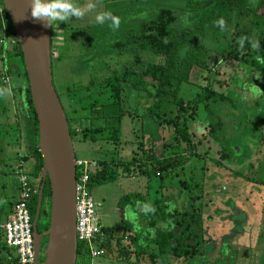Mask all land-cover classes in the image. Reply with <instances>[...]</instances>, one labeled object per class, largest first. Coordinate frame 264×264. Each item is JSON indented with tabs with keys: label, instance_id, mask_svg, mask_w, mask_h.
Listing matches in <instances>:
<instances>
[{
	"label": "trees",
	"instance_id": "obj_1",
	"mask_svg": "<svg viewBox=\"0 0 264 264\" xmlns=\"http://www.w3.org/2000/svg\"><path fill=\"white\" fill-rule=\"evenodd\" d=\"M0 4L3 7L1 0ZM150 7L153 11L152 16L142 23L138 33H132L125 42L116 44L123 50L122 53L133 49L136 53L134 59L120 74L111 72L109 75L100 76L98 73L100 79H93L92 76V79L90 78L76 91L70 87L65 89L61 87L58 93L54 79L53 86L63 107L72 143L76 138L81 137V142L86 139L91 142L101 140L113 148L114 156L94 160L97 166L90 175L91 189L115 182L121 175L129 176L135 170L140 176L159 181L160 199L155 198L151 204L148 201L143 205V216L146 218L148 228V234L144 237L145 244L151 242L152 246L148 248L140 243L141 232H136L128 239L124 235L129 227L126 223H121L118 227H102L105 239L101 245L104 249V255L101 257L119 258L125 255L128 258L132 248L138 259L146 254L151 264L158 263V260L167 262L168 259L188 262L203 256L205 242L202 223L204 190L200 182L202 176L199 178L193 173L190 180L185 179V164L188 159L184 157L185 152L180 150L182 145L184 151H191L193 148L187 132V118H193L200 105H203L208 113L213 114L214 108L232 99L203 86H197L199 92L188 100L180 98L179 92L183 85L191 84L190 74L194 68L209 69L206 57L211 51L219 54L223 60L234 61L248 68L249 83H252L253 79H260L264 85V0L254 2L183 0L181 12L165 6L158 9L154 4ZM221 18L226 22V27L223 29L214 24V21ZM61 24L59 20L50 23L52 77L53 68L57 72L58 68L59 70L61 68L59 64L62 63L59 52L64 40ZM56 32L59 33L58 38ZM7 36L13 39L14 44L7 42ZM242 37L246 39L241 48L238 41ZM254 42H259L258 48L253 47ZM55 49H60L56 58L53 57ZM141 51L144 54L147 52L152 56L160 57L162 63L153 67L148 73L135 71L134 66L139 62L138 55ZM102 67L98 68L99 72L103 71ZM145 77L150 78L153 84L151 85L155 88L154 93L147 91V84L143 81ZM6 80L11 94L10 102L16 110L12 121L10 113L12 110L6 100V94L0 96V142L3 143L5 140L8 151L4 155V148L0 146V165L1 167L5 165V170L12 174L16 173L15 165L21 168L28 167L27 174L39 178L43 165L38 151L36 114L31 101L22 52L9 16L3 7V14L0 15V89H3ZM125 89L129 91L131 97L133 91L139 97H144L145 108L142 107L143 104L138 107L142 111L139 116L141 119L144 118L143 121L148 118L151 130L154 131L156 125L161 127L160 124L164 123L169 128H173V141L176 144L174 153L169 154L165 145V155L162 158L157 157L150 149L147 153L143 151L142 157H132L130 161L115 157L121 144L122 119L127 115L123 110ZM62 96L66 108L62 104ZM166 110L173 114L171 118L167 116ZM210 125L214 137L224 126L220 120ZM144 127L146 128V125ZM23 148L25 152H21ZM9 160L12 162L7 164ZM215 164L221 166L218 161H215ZM37 197L35 196L29 204L32 221ZM44 204L50 209V191L47 182L41 209ZM118 205L119 207L134 206L136 203L131 202L126 195L119 199ZM43 214L46 215L47 222L41 225L40 230L37 228L38 233H45L49 225V213L43 211ZM2 216L3 211L0 210V222ZM1 235L0 232V252L10 254L11 250L5 246ZM125 238L129 240L128 246L122 245ZM2 263L15 264V260L13 258L2 260L0 264ZM39 263L42 264L40 258ZM90 263L87 247L78 243L76 264Z\"/></svg>",
	"mask_w": 264,
	"mask_h": 264
},
{
	"label": "rangeland",
	"instance_id": "obj_2",
	"mask_svg": "<svg viewBox=\"0 0 264 264\" xmlns=\"http://www.w3.org/2000/svg\"><path fill=\"white\" fill-rule=\"evenodd\" d=\"M71 1L76 3L73 5L81 8L93 3L95 8L90 12H86L81 19L72 17L61 24V34L64 38L62 49H55L53 55L56 58L57 52L60 50L62 63L59 66L61 68L60 70L58 68L57 72L53 68V79L58 93H60L61 87L64 89L70 87L76 91L85 85L92 76L93 79L98 80L102 76L101 74L109 75L111 72L120 74L129 62L134 59L136 53L134 49L122 53L123 50L119 49L116 44L125 42L132 33H138L142 23L152 16L153 11L150 10L152 9L150 6L154 4L158 9L165 6L179 12L183 8V0ZM249 1L254 2L255 0ZM102 12H111L113 16L118 17L120 21L119 27L112 26L110 20H106L103 24L98 23L96 16ZM56 33L57 37L59 33ZM6 39L7 42L12 40L10 36H7ZM138 59L139 62H136L139 65L135 62L136 65L133 66L136 69L135 71L139 73H148L153 67L162 63L160 57L152 56L147 52L144 54L142 51L139 53ZM206 63L209 69L194 68L191 71V84L182 86L179 97L188 100L199 92L196 89L197 86H203L209 87L212 92L230 97L232 100L214 108L213 111L215 113L213 114L208 113L203 105L198 106L196 113L193 115L194 117H188L186 124L193 148L191 151H184V145L180 147V150L185 152L184 157L188 159L185 164V179L187 181L190 180L193 173L199 178L202 176V181L200 182L204 190L202 223L205 242L203 245V256L196 257L188 262L175 259H168L167 262L158 260L156 264H264V190L258 189L250 181H245L244 177L249 174V170L244 174L241 181H239L241 178H237L235 175L236 171L241 170L243 173L246 171V165L249 164L250 166L254 157L251 145H247L248 159L242 165L237 163L230 165L227 171L225 168L215 164V161L219 162V151L223 139H226L227 136L229 139L233 137L230 142L234 143L236 141L234 138L238 139L239 137L238 134L236 136V133H239V129H236L238 124L243 127V123L247 121L253 120V122H257L262 115L260 113L253 116V113L248 111H245L246 113L243 115V112L240 111L243 99L238 97L244 96L247 99L252 98L254 100L247 103V109H251L253 104H256L255 108L257 109L258 106L262 108L264 100L263 88L254 87L256 84L248 82V77L250 76L248 68L234 61L223 60L219 54L213 51L208 53ZM101 66H103V71L99 72L98 68ZM98 73H100V76ZM143 81L147 84V91L154 93L155 88L152 86L150 78L145 77ZM261 83L262 81L260 80L257 82L259 85ZM3 89L8 90L6 100L11 106L12 111L10 113L13 121L16 107H12L13 104L10 102L11 94L7 80L4 81ZM236 96L237 98H235ZM143 98V96L142 98L139 97L135 91H133L131 97L129 91L127 89L124 90L123 110L127 112V115L122 119L121 144L117 153H115V157L130 160L132 157H142L143 151L147 153L152 150L157 157L162 158L165 155V145L169 154L174 153L176 150V144L173 141V128H169L164 123L160 124L162 125L161 127L156 125L153 131L148 124V118L145 121H143L144 118L141 119L142 111L138 107L143 104L142 107L145 108ZM61 101L66 108L63 96ZM172 111L175 113L174 109ZM166 112L169 118L173 116L172 113H168V110ZM244 116H248L249 119ZM231 119L236 123L235 128L233 124L231 125L233 123L230 121ZM219 120L224 124V131L219 130L220 132L218 131L219 133L214 137L211 134L210 123ZM142 125H146V128H143ZM80 138H76L73 142L76 159L94 161L114 156L113 148L107 145L105 141L91 142L86 139L81 142ZM230 142L227 143V147L231 145ZM5 143V140L3 143L0 142V146L4 148V155L8 153ZM151 146L153 147L151 148ZM21 152H25V149H21ZM11 162L9 160L7 164ZM25 165L27 166L28 164ZM5 167V165L4 167L0 165V210L3 211L1 220L9 214V208L10 206L12 207L17 193L15 174L6 171ZM14 167H17V165ZM22 170L25 173L29 172L28 167L24 168L22 166ZM160 192L161 189L157 179H146V177L138 175L137 170L130 174V178L121 175L115 182L94 187L92 196L98 205L97 216L100 225L108 227L120 224L121 217L116 212L114 204L121 197L128 195L131 202L137 203L136 205H143L150 199H160ZM139 200L144 201L140 202ZM173 200L175 201V198ZM43 211L49 213V207L45 204L43 209H41L37 223L39 230L41 225L47 222ZM129 216H134V214L130 213V215L128 214ZM125 220L127 221L128 219ZM135 225L136 228L134 230L138 231V233L141 230V237H146V218L143 215L139 216L135 221ZM1 239L3 240L2 235ZM41 242L42 249L39 258L43 264L47 243L46 234ZM125 242L129 243V240L127 239ZM13 256V251L10 254L2 251L0 252V261L13 258ZM139 259V264H151L146 254L141 255ZM116 263L117 261L115 260L104 258L92 261V264Z\"/></svg>",
	"mask_w": 264,
	"mask_h": 264
},
{
	"label": "water",
	"instance_id": "obj_3",
	"mask_svg": "<svg viewBox=\"0 0 264 264\" xmlns=\"http://www.w3.org/2000/svg\"><path fill=\"white\" fill-rule=\"evenodd\" d=\"M18 40L38 124V151L42 159V184L33 218L34 264L39 263L40 243L47 235L43 264H76L75 163L68 124L53 86L50 24L31 16L29 0H1ZM45 3L48 0H44ZM50 191L49 225L38 233L45 183Z\"/></svg>",
	"mask_w": 264,
	"mask_h": 264
},
{
	"label": "built area",
	"instance_id": "obj_4",
	"mask_svg": "<svg viewBox=\"0 0 264 264\" xmlns=\"http://www.w3.org/2000/svg\"><path fill=\"white\" fill-rule=\"evenodd\" d=\"M2 14L3 7L0 4V15ZM10 42L14 44L13 39ZM96 166V161L76 160L75 163V235L77 244L87 247L90 264L104 255L101 245L105 239L90 188V175ZM16 169V198L9 214L0 222V232L5 246L14 253L15 264H34L33 221L29 204L39 194L42 174L35 178L25 173L21 166Z\"/></svg>",
	"mask_w": 264,
	"mask_h": 264
},
{
	"label": "flooded vegetation",
	"instance_id": "obj_5",
	"mask_svg": "<svg viewBox=\"0 0 264 264\" xmlns=\"http://www.w3.org/2000/svg\"><path fill=\"white\" fill-rule=\"evenodd\" d=\"M259 80L260 79H253L252 83L256 84L254 85V87L259 86L263 88L262 91H263V99H264V85H262V83L261 85L257 84ZM235 98H237V96ZM238 98L243 99L240 105L241 107L240 111L243 112V115L244 113H246L245 111H248L249 113H253L252 114L253 116L260 113H262V115L258 118L257 122H253V120H251L250 123L249 121H247L243 123L244 124L243 127H241L240 124H238L236 129L237 130L239 129V133H236V136L238 134L239 137L238 139L234 138V140L236 139L235 141L236 144L235 142L234 143L230 142L232 141L233 137L229 139L228 136L226 135L227 138L223 139L222 146H220L221 148L219 151V162L221 164V167L225 168L226 170L228 169V166L234 165L236 163L242 165L243 162L248 159L247 145L250 144L254 153L253 155L254 157L250 163V166L249 164L246 165L245 172L242 173L241 170L236 171L237 173H235V175L237 178H241L239 180L241 181L243 180L242 178L244 177V174H246V172L249 170V174H247V176L249 175V177L247 176L244 177L246 179L245 181L248 182L250 181L258 189L260 188L261 190H264V100L262 103V108L258 106L257 109L255 108L256 104H253L251 109L250 108L247 109V103L254 100L252 98L247 99L244 96ZM243 102H245V104H243ZM244 117L248 118V116H244ZM230 121L233 122L231 123V125L233 124L235 128L236 125L235 121H232V119ZM222 131H224V127L222 128ZM228 142L231 143L229 147H227ZM41 249H42V242L40 243V251Z\"/></svg>",
	"mask_w": 264,
	"mask_h": 264
},
{
	"label": "clouds",
	"instance_id": "obj_6",
	"mask_svg": "<svg viewBox=\"0 0 264 264\" xmlns=\"http://www.w3.org/2000/svg\"><path fill=\"white\" fill-rule=\"evenodd\" d=\"M29 7L33 19L50 24L54 20L63 22L72 17L81 19L86 12H90L95 8V4L89 3L84 8H81L73 5L71 0H48L47 3H45L44 0H29ZM106 20H110L112 26L116 28L119 27V18L113 16L111 12L97 14L96 21L98 23L103 24ZM214 24L221 27V29L226 27V22L223 18L214 21ZM244 39H246V37H242L238 41L241 48L243 47ZM253 47L258 48L259 42H254ZM7 92V89H0V96L5 95Z\"/></svg>",
	"mask_w": 264,
	"mask_h": 264
},
{
	"label": "crops",
	"instance_id": "obj_7",
	"mask_svg": "<svg viewBox=\"0 0 264 264\" xmlns=\"http://www.w3.org/2000/svg\"><path fill=\"white\" fill-rule=\"evenodd\" d=\"M122 153H123V151H122ZM126 161H130V160H126ZM134 173V172H133ZM132 173V174H133ZM124 177H129L130 178V175L129 176H124ZM147 179V178H146ZM154 195H156V194H154ZM119 201V200H118ZM118 201L117 202H115V208H116V212L120 215V217H121V221H120V224L121 223H126L129 227H128V229L126 230V232H124V235L125 236H127V238L129 239V238H131V237H133L134 235H135V233L136 232H138V231H135L134 229L136 228V225H135V221L139 218V216H141V215H143V213H144V211H143V205H134V206H131V205H127V206H124V207H119V205H118ZM142 201H144V200H142ZM155 201V199H153V200H149V203L151 204L152 202H154ZM137 204V203H136ZM97 205V204H96ZM97 207H98V205H97ZM137 208H138V210H137ZM130 213H132V214H134V216H129L128 217V214L130 215ZM125 219H128L127 221L125 220ZM132 222V223H131ZM120 224H118L117 226L116 225H114V226H108V227H105V228H109V227H118V226H120ZM102 227H104L103 225H101ZM146 227H147V225H146ZM147 230H148V228H147ZM139 232H141V230L139 231ZM146 234H148V231H147V233ZM125 240H127L126 238H125ZM125 240L123 241V246H128L129 245V243H126L125 242ZM140 243L142 244V245H145V246H147L148 248H150L152 245H151V242L150 243H147V244H145V239H144V237H142V239L140 240ZM135 249V248H134ZM130 255L128 256V258H126V256L125 255H121L119 258H112V257H100L101 259L102 258H104V259H108V260H115V261H117V263L116 264H135L136 262H140L139 260L140 259H138L137 258V256H136V254L134 253V251H133V249L132 248H130ZM11 253H12V251H11ZM2 258V257H1ZM99 258V259H100ZM140 258V257H139ZM9 259H11V258H8V259H5V261H7V260H9ZM143 261H145V260H143ZM149 261V260H148ZM146 262V261H145Z\"/></svg>",
	"mask_w": 264,
	"mask_h": 264
}]
</instances>
